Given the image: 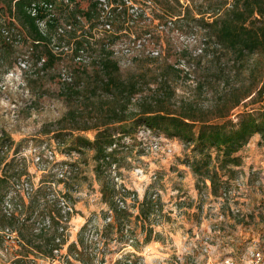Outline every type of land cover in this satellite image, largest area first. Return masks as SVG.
Listing matches in <instances>:
<instances>
[{"label":"rangeland","instance_id":"obj_1","mask_svg":"<svg viewBox=\"0 0 264 264\" xmlns=\"http://www.w3.org/2000/svg\"><path fill=\"white\" fill-rule=\"evenodd\" d=\"M135 1L142 7L145 5V0ZM192 1L170 0L176 13L175 27L154 29L150 43L146 40L145 47H140L144 50L134 47L130 52L116 55L125 74L137 71L143 65L148 69L151 86L145 85L134 102L139 97L151 95L150 87L155 88L160 83L154 75L159 59L182 69L172 81L175 101L195 94L194 89L202 80V73L192 58L201 54L204 39L202 32L195 29L193 34L187 26L189 22L181 18L186 5ZM154 4L153 28L159 20L169 16L160 0ZM152 5H145L147 12L152 13ZM58 13H62L61 7ZM178 13H182L181 16ZM8 21V17H0V22ZM11 25L21 38L1 51L0 131L3 130L11 139L13 147L26 148L23 149L27 153L25 159L18 161L17 167L14 163L9 171L29 178L34 184L35 194L33 197H20L23 212L30 220L23 225L14 223V242L0 238V264H15L19 257H23L22 264H251L254 249L262 251L260 263H264V139L261 135L255 134V138L253 136L238 152L242 155V163L235 166L234 176L223 175L222 187L217 192L212 191L209 180L192 169V144L179 137H168L158 130H154L160 133L157 145L152 135L155 132L146 129L139 134L142 143L134 138L117 154L116 180L104 165L99 164L94 150L69 152L60 139L53 137V132L46 133L52 129L50 124L69 107L63 94V82L71 81L80 67L73 52L58 53L54 64L44 68V74L39 78L36 73L40 69L39 54L45 50L44 45L34 46L18 22ZM115 27V31L118 30V25ZM142 32L140 27L116 31L119 33L114 35L117 48L122 47V39L127 41ZM2 39L0 36V45ZM55 40L57 44L83 38L70 33L66 37L57 35ZM153 46L159 54L148 52ZM98 48V45L93 47L95 50ZM26 57L28 68L11 72L17 61ZM93 63H89L91 72ZM215 90L208 85L203 89L199 96L203 107L214 103ZM134 107L133 104L131 109ZM240 109L244 106L236 110ZM139 127L141 129L142 126ZM82 133L93 138L95 130L88 129ZM44 142L55 149L58 160L77 163L79 169L71 179L59 181L50 167L42 168L32 157L30 145ZM49 181L55 184H49ZM47 185L68 196L73 205L68 220L61 221L59 208L54 203L43 202ZM114 190L116 195L121 193L126 199L127 211L131 215L121 224L117 219L119 207ZM132 193H135L133 200L130 198ZM146 198L157 206L147 218H137L136 214ZM110 214L113 215L112 222H109L112 225L107 227ZM46 215L52 218L53 225L37 235L33 218ZM9 223L0 210V227ZM61 226L66 230L59 229ZM148 232H151V239L146 241ZM58 235L62 239L61 244L54 241ZM34 236L45 252L30 244L29 240Z\"/></svg>","mask_w":264,"mask_h":264},{"label":"trees","instance_id":"obj_2","mask_svg":"<svg viewBox=\"0 0 264 264\" xmlns=\"http://www.w3.org/2000/svg\"><path fill=\"white\" fill-rule=\"evenodd\" d=\"M109 1L112 4V27L104 29L101 27V9L97 0H0V17L9 19L8 23L0 22V36L3 37L0 56L5 47L12 46L21 38V34L15 33L11 25L16 22L26 30L34 46L44 45V53L39 54L40 69L36 73L37 77L42 78L44 68L54 64L58 53H69V50L73 52L80 67L71 81L63 82V94L69 107L59 119L50 124L52 129L46 131L53 132V137L60 139L69 152L92 149L101 166L119 163L116 156L129 143L124 139L131 141L137 138L139 126H147L153 131H162L168 137H179L192 144V169L209 180L212 191L217 192L222 187L223 175L234 176L235 166L242 163V155L238 152L255 134H260L264 139V0H193L186 5L183 14L177 15L182 14L181 18L189 22L187 26L192 33L195 34L193 30L196 29L202 32L204 39L201 54L192 58L201 67L202 73V80L194 89L195 94L175 101L172 81L182 69L167 60L159 59L154 75L160 83L155 88L150 87L151 95L139 97L136 102L133 100L137 94L142 93L143 87L151 86L146 71L148 69L143 65L137 71L125 74L116 56V51L122 48H117L114 35L119 34L116 31L140 27L143 32L133 35L127 41L122 39V47L133 49L132 43L139 39L149 40L150 43L154 29L175 27L176 13L170 0H160L169 16L159 20L153 28L154 3L158 0H145V5L153 4L152 13L147 12L143 5L138 14L132 13L130 5L124 0ZM60 7L62 13H58ZM115 25H118L116 31ZM70 33L78 34L83 40L71 43L65 40L55 44L57 35L66 37ZM97 45L99 48L93 49ZM82 53L89 55L91 60H77ZM89 63H93L92 72L89 71ZM206 85L216 89L214 103L209 107H203L199 100ZM133 104L135 107L132 110ZM241 106L244 109L237 111ZM88 129L95 130L93 138L82 133ZM6 141L13 144L2 130L0 145ZM20 151V147L14 146V156L1 168L0 173V210L2 216L10 221L9 225L6 224L9 227H14L15 222L23 225L30 220L24 214V208L20 213L24 214V218L17 214L8 216L3 211V201L13 187L12 180L22 176L9 171L14 163L17 167L18 161L23 160L16 156ZM65 180L68 179H59L62 182ZM50 192L47 185L43 202L54 203L62 218V210L57 201L48 198ZM34 194L35 190L29 197ZM114 194L116 200V190ZM63 195L68 197L66 193ZM21 196L18 201L24 207ZM116 203L119 207L117 219L121 224L131 215L127 211L128 207ZM156 206L153 200L146 198L136 217L147 218ZM110 216L107 227L112 225L109 222H112L113 215ZM6 225L0 227V238L5 239L2 230ZM45 230L47 228L36 231V234H43ZM58 237L54 240L56 244H60L56 240ZM36 238L32 237L30 244L36 250L45 252ZM145 239H151V232L147 233ZM22 258L16 259L15 264H22Z\"/></svg>","mask_w":264,"mask_h":264},{"label":"built area","instance_id":"obj_3","mask_svg":"<svg viewBox=\"0 0 264 264\" xmlns=\"http://www.w3.org/2000/svg\"><path fill=\"white\" fill-rule=\"evenodd\" d=\"M64 1L69 2L70 0H64ZM97 1H99V6L101 9V16H100L101 27L104 29H110L112 27L111 22H110L112 4L110 3L109 0H97ZM124 1L126 4L130 5V10L132 13L138 14L141 11L142 6L138 2L136 3L134 2V0H124ZM49 7H52V6L50 5ZM35 12H36V9L35 7H33V13ZM144 41L139 39L137 40L138 43H134V45L131 47L143 48ZM121 48H122L121 51L119 50L116 51V55H118L120 52H125V51L130 52L132 50L131 48L129 47L126 48L125 46ZM153 48L152 47L149 48L148 50L150 51L148 52H150L151 54H159V50L153 49ZM88 56L89 55H85L84 53H82L77 57V60H83L85 62H89L90 56L89 57ZM26 68H28V61L26 58H22L17 62V65L11 72L15 71L16 69L26 70ZM146 129L149 130V132H152V129H150L149 127L147 128L146 126H142L141 129H139L137 132V138L139 139L140 143H142L141 141L142 139L139 134L142 133L143 130H146ZM152 135L155 138V140H157V142H155V145H157L158 138L160 136L157 135L156 133ZM128 140H129L128 138L124 139L126 143L129 142ZM143 145H145V142H143ZM30 147L32 149L31 151L32 157L38 162V164L41 165L42 168L44 169L50 167L53 170V172H55V175L57 176L58 179H69V178H72L73 175L77 173L79 169L78 165L72 164V162L70 163L68 161L58 160L55 155V149L51 148L48 145V143H42V144L32 143ZM13 148H14L13 145L9 141H6L0 145V169L6 164V162H8L9 158L14 156ZM23 149H26V148H23ZM23 149H21V151L18 154H16L17 158H19L20 160L25 158L24 156H27L26 151ZM118 165L119 163L117 162H112L111 164H107V165L104 164V167H106V171L109 172L110 175L116 180H118V175H117ZM12 183H13V187L8 192V194L6 195L3 201V211L8 216H12L13 214L20 215L23 207H22V204L18 201L19 196L24 195L25 197H29L35 190V187L32 181L25 176L23 177L21 176V178L19 179L14 178L12 180ZM50 184L54 185L55 183L51 182ZM117 188H119L118 185H117ZM122 190H125V189L122 188ZM50 191L51 192L48 194V198L51 201H57L58 206L61 207V210H62L61 221L68 220L71 212L73 211V205L68 201L67 197L58 193L56 190L53 189V187H50ZM130 198L132 200L135 199V193H132L130 195ZM116 201L119 203L121 207H127L126 199H124L121 193L116 195ZM20 217L24 218V214H21ZM110 219H111V216L108 217V220ZM51 223H52V220L50 216H47V215L42 216L40 218L35 219V229L37 231H41L44 228L50 227ZM60 229L62 231L66 230L65 226H61ZM2 232L5 234L6 241H13L12 238L14 237L16 232L13 230L12 227L7 226L2 230ZM56 240L58 243L61 244V240H62L61 237H58ZM55 250H58V249L56 248ZM251 260H252L251 264H261L260 262L263 260L262 251L254 249L252 251Z\"/></svg>","mask_w":264,"mask_h":264},{"label":"crops","instance_id":"obj_4","mask_svg":"<svg viewBox=\"0 0 264 264\" xmlns=\"http://www.w3.org/2000/svg\"><path fill=\"white\" fill-rule=\"evenodd\" d=\"M260 134H256L255 136H259ZM255 136H254V138H255ZM253 138V137H252ZM245 147V146H244ZM241 151V150H240Z\"/></svg>","mask_w":264,"mask_h":264}]
</instances>
